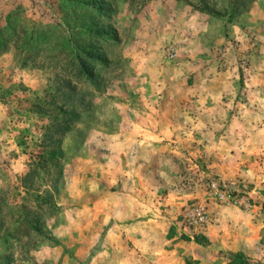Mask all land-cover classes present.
<instances>
[{
  "label": "rangeland",
  "instance_id": "374dc122",
  "mask_svg": "<svg viewBox=\"0 0 264 264\" xmlns=\"http://www.w3.org/2000/svg\"><path fill=\"white\" fill-rule=\"evenodd\" d=\"M0 264H264V0H0Z\"/></svg>",
  "mask_w": 264,
  "mask_h": 264
},
{
  "label": "built area",
  "instance_id": "2783aa9c",
  "mask_svg": "<svg viewBox=\"0 0 264 264\" xmlns=\"http://www.w3.org/2000/svg\"><path fill=\"white\" fill-rule=\"evenodd\" d=\"M221 195L222 197H225L224 194ZM189 222L196 229L207 227L211 222V218L208 211L206 210V207L203 205H196V207H194V209L191 211Z\"/></svg>",
  "mask_w": 264,
  "mask_h": 264
},
{
  "label": "trees",
  "instance_id": "16d2710c",
  "mask_svg": "<svg viewBox=\"0 0 264 264\" xmlns=\"http://www.w3.org/2000/svg\"><path fill=\"white\" fill-rule=\"evenodd\" d=\"M78 117H75L74 115H69V120L77 119ZM65 128L69 130V125H66Z\"/></svg>",
  "mask_w": 264,
  "mask_h": 264
}]
</instances>
